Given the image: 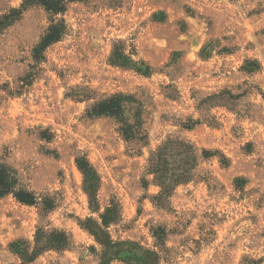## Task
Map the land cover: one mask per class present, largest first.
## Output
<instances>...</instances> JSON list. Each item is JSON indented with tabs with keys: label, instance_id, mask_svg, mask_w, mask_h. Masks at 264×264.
<instances>
[{
	"label": "rangeland",
	"instance_id": "374dc122",
	"mask_svg": "<svg viewBox=\"0 0 264 264\" xmlns=\"http://www.w3.org/2000/svg\"><path fill=\"white\" fill-rule=\"evenodd\" d=\"M22 4L0 0V16ZM60 20L67 35L37 65L35 46ZM117 50L129 64H112ZM146 67L149 77L137 72ZM33 73L31 84L20 82ZM225 90L234 98L208 108ZM75 92L92 98L75 100ZM116 94L143 103L140 153L115 119L89 117ZM190 119L198 124L184 129ZM170 136L219 154L199 162L205 180L178 185L160 209L149 159ZM82 156L100 178L99 212L76 164ZM0 157L24 187L57 203L42 217L39 206L0 198V264H23L11 245L33 243L40 225L70 233L74 248L30 264H99L89 252L99 246L80 223L113 204L123 219L110 228L114 240L159 251L152 229H166L161 264H264V0H83L58 16L26 9L0 34Z\"/></svg>",
	"mask_w": 264,
	"mask_h": 264
},
{
	"label": "trees",
	"instance_id": "16d2710c",
	"mask_svg": "<svg viewBox=\"0 0 264 264\" xmlns=\"http://www.w3.org/2000/svg\"><path fill=\"white\" fill-rule=\"evenodd\" d=\"M83 0H23L20 9L10 8L6 14L0 16V34L17 22L23 12L31 7H43L49 14L54 16L64 15L70 4ZM68 33L65 20L54 23L33 50V59L37 65L45 60V52L52 45L60 42ZM112 64L126 66L129 64L127 57L117 50L111 60ZM151 68L146 70L137 69L143 76L151 75ZM244 71L251 72L244 68ZM35 73L21 78L20 82L26 84L27 79L31 84ZM26 84V85H27ZM87 92V91H82ZM73 98L78 101L90 100V93L75 92ZM234 96L231 91L225 90L212 95L207 105L208 108L224 107ZM143 103L136 96L116 94L98 101L91 107L89 117L96 118L107 116L115 119L120 124V133L130 145L131 151L140 153L142 146L148 142V134L144 128L142 117ZM198 122L189 120L184 124V129L191 130ZM45 138V137H44ZM219 154L207 150H200L191 142L180 136H170L163 145L152 152L149 159V175L154 176L155 182L161 187V193L153 199L154 204L160 209H169L170 198L174 189L184 183H189L198 177L197 169L200 161H205ZM220 156V155H219ZM223 165L227 159L221 156ZM78 169L84 175L85 192L91 199L90 209L99 212L97 193L100 187V178L91 166L87 157L76 159ZM13 196L19 203L28 206H39L42 217H45L57 207L55 198L49 194H37L28 190L22 184L19 172L0 157V198ZM122 213L118 205H112L99 215L98 220L89 219L81 222L80 226L88 231L95 239L98 248H90L89 252L95 256L99 264H161L164 261L163 252L166 240V229L159 227L152 229L153 237L157 241L159 251H154L135 241L114 240L110 231L111 227L122 224ZM74 248L73 237L62 229L49 228L40 225L37 228L33 243L16 242L11 245L13 253L21 258L23 264L35 262L43 253L48 251L65 252Z\"/></svg>",
	"mask_w": 264,
	"mask_h": 264
}]
</instances>
